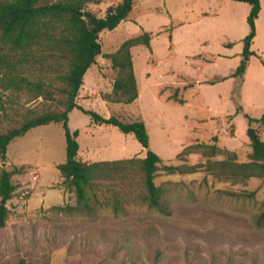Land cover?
Here are the masks:
<instances>
[{
    "label": "rangeland",
    "instance_id": "rangeland-1",
    "mask_svg": "<svg viewBox=\"0 0 264 264\" xmlns=\"http://www.w3.org/2000/svg\"><path fill=\"white\" fill-rule=\"evenodd\" d=\"M57 1L62 0H42ZM120 1L90 0L85 10L104 16L110 6ZM203 2L136 0L126 20L100 34L103 54L85 76L86 83L96 91L85 95L82 103L104 117L121 113L127 118L124 111L132 112L129 116L135 114L139 103L119 105L101 99L109 93L99 90H111L117 76L108 54L144 31L151 33L154 45L171 42L175 26L180 22L188 25L199 18L206 6ZM224 2L213 0L211 6L225 10ZM35 75L52 81L48 70H38ZM55 92L57 99L47 100L11 89L2 91L0 132L22 123L29 111L40 114L62 109L60 94ZM81 98L79 93L78 100ZM91 121L92 117L81 110L71 113L69 125L73 130L80 129L83 150L95 148L110 157L108 153H117L126 138L133 153L128 155L146 154L132 134H124L116 127L111 131L104 124L93 128L89 126ZM255 129L264 139V126L256 123ZM227 130V136L235 135L234 125ZM250 141L247 148L237 152L239 161L248 160ZM66 147L62 123L53 122L34 127L15 139L8 147L7 160H0V172L2 168L24 166L12 178L16 190L8 202L6 226L0 227V264H264V220L260 217L264 211L263 179L252 178L244 185L219 180L204 169L175 175L160 171L155 181L168 190L167 214L126 201L115 211L109 202L115 194L127 190L115 180L97 184L99 201L92 210H60L57 206H75L77 202L76 194L63 185L58 169L66 161ZM151 149L160 151L166 162L177 165L206 160L202 154L178 160L155 140Z\"/></svg>",
    "mask_w": 264,
    "mask_h": 264
},
{
    "label": "trees",
    "instance_id": "trees-1",
    "mask_svg": "<svg viewBox=\"0 0 264 264\" xmlns=\"http://www.w3.org/2000/svg\"><path fill=\"white\" fill-rule=\"evenodd\" d=\"M89 1L44 3L42 0H0V105L3 106L2 91L11 89L47 100H56L57 91L62 106L60 110L40 114L29 111L22 123L0 132V160H7L9 145L30 129L61 122L66 136L67 157L64 163L58 165V169L63 185L66 190L76 194L77 202L75 206H57V209L68 208L78 212L92 210L99 201L95 193L96 186L106 180H115L127 188L125 192L115 194L109 202L115 211L126 201L139 202L164 214L169 211L170 200L165 185H158L155 181L160 171L175 175L194 174L204 169L219 180L244 185L252 178L264 180V139L258 135L250 143L247 161H239L238 153L220 146L218 137L214 136L209 142L197 141L186 146L176 156L180 160L193 154H202L206 158L204 162L177 165L166 162L151 149L150 133L144 120H126L118 115L104 117L78 103L87 71L103 54L100 34L114 30L126 20L136 3V0H121L110 6L104 16H98L85 10ZM237 1L251 5L247 18L250 32L243 39L242 59L233 74L242 78L251 56L255 54L251 46L256 35V19L260 14L261 1ZM150 39V33L144 32L125 40L115 52L108 54L112 67L117 70V76L112 92L105 95L106 100L128 104L138 98L132 47L142 44L150 46ZM38 70L52 73V81L37 77L35 72ZM56 83L60 84L58 88ZM74 109L90 115L99 124L112 125L125 134H133L146 150L145 157L91 163L79 159L80 132L78 129L72 130L69 125V115ZM245 116L251 127L255 128L256 123L264 126V114L260 118H252L248 114ZM22 168L24 166L11 170L2 168L0 172V227L6 226L10 213L8 202L16 190L12 178ZM260 217L264 220V211Z\"/></svg>",
    "mask_w": 264,
    "mask_h": 264
},
{
    "label": "crops",
    "instance_id": "crops-1",
    "mask_svg": "<svg viewBox=\"0 0 264 264\" xmlns=\"http://www.w3.org/2000/svg\"><path fill=\"white\" fill-rule=\"evenodd\" d=\"M260 1L256 35L251 46L255 54L251 56L242 78L233 74L242 59L243 39L250 32L247 18L251 5L243 1L225 0V10L213 9V0H204L206 6L199 12V18L188 25L178 23L171 34V42L154 45L151 36L150 46L142 44L132 47L139 96L128 104H139L132 116L127 115L132 112H123L128 119L121 113L115 115L126 120H144L150 133L151 146L155 140L161 148L171 150L175 156L186 146L197 141L209 142L214 136L218 137L220 146L232 151L240 152L247 148L251 126L245 114L252 118H260L264 114V0ZM108 61L112 66L111 60ZM112 89L102 88L99 92L110 94ZM91 91L96 90L86 83L84 77L80 89L82 98L78 103L85 108L88 107L82 102ZM101 99L104 103H114ZM120 108L123 109V106ZM73 111L70 112V119ZM97 124L93 120L89 126L96 128ZM229 125H234V136L224 133ZM106 126L111 131L114 127ZM80 137L81 132L78 136V158L88 163L146 155H128L133 153L124 138L117 153L110 151V157H107L102 151H95V148L83 150ZM156 153L162 157L160 151Z\"/></svg>",
    "mask_w": 264,
    "mask_h": 264
},
{
    "label": "water",
    "instance_id": "water-1",
    "mask_svg": "<svg viewBox=\"0 0 264 264\" xmlns=\"http://www.w3.org/2000/svg\"><path fill=\"white\" fill-rule=\"evenodd\" d=\"M81 14H83V11H81ZM248 135L252 140H256L257 139V132L256 129L251 127L248 130Z\"/></svg>",
    "mask_w": 264,
    "mask_h": 264
},
{
    "label": "built area",
    "instance_id": "built-area-1",
    "mask_svg": "<svg viewBox=\"0 0 264 264\" xmlns=\"http://www.w3.org/2000/svg\"><path fill=\"white\" fill-rule=\"evenodd\" d=\"M224 133H225V134H228L229 132H228V130L226 129V130H224Z\"/></svg>",
    "mask_w": 264,
    "mask_h": 264
}]
</instances>
